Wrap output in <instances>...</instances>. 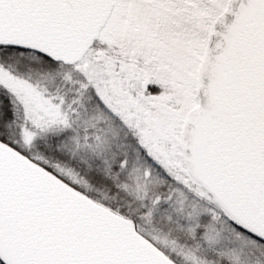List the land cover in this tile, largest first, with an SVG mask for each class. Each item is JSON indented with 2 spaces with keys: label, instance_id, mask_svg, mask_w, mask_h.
Segmentation results:
<instances>
[{
  "label": "snow or ice",
  "instance_id": "1",
  "mask_svg": "<svg viewBox=\"0 0 264 264\" xmlns=\"http://www.w3.org/2000/svg\"><path fill=\"white\" fill-rule=\"evenodd\" d=\"M0 264H264V0H0Z\"/></svg>",
  "mask_w": 264,
  "mask_h": 264
}]
</instances>
